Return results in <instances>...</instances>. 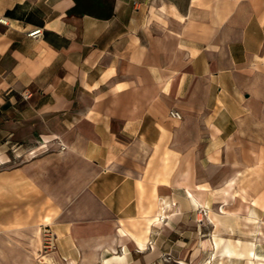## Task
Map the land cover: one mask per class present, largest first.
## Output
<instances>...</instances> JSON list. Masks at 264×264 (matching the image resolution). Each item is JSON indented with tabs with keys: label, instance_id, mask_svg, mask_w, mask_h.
<instances>
[{
	"label": "crops",
	"instance_id": "crops-1",
	"mask_svg": "<svg viewBox=\"0 0 264 264\" xmlns=\"http://www.w3.org/2000/svg\"><path fill=\"white\" fill-rule=\"evenodd\" d=\"M0 110L58 237L0 264L264 257V0H0Z\"/></svg>",
	"mask_w": 264,
	"mask_h": 264
},
{
	"label": "rangeland",
	"instance_id": "rangeland-1",
	"mask_svg": "<svg viewBox=\"0 0 264 264\" xmlns=\"http://www.w3.org/2000/svg\"><path fill=\"white\" fill-rule=\"evenodd\" d=\"M12 113L0 110V123L1 120L10 118ZM5 135V129H0V235L20 232L24 227L27 230L41 228L42 234V224H46L48 220V200L31 183L34 170L31 159L33 155L47 151V148L38 151L34 148L37 145L16 143L13 139L6 141ZM35 169L36 172L42 170V166ZM159 212L160 209L157 210ZM14 247L17 248L15 245ZM170 258L168 255L167 259ZM257 259L258 264H264V257ZM220 263L224 264V259ZM248 264H256L255 259H249Z\"/></svg>",
	"mask_w": 264,
	"mask_h": 264
},
{
	"label": "built area",
	"instance_id": "built-area-1",
	"mask_svg": "<svg viewBox=\"0 0 264 264\" xmlns=\"http://www.w3.org/2000/svg\"><path fill=\"white\" fill-rule=\"evenodd\" d=\"M1 20L4 21V19ZM42 33H43L42 28H36L30 33V35L40 36L42 35ZM29 95L30 94L28 92L24 93L25 97H29ZM171 114L172 116L177 118L181 117L180 112L176 109H173ZM42 228H43L42 229L43 249L46 252L55 251L57 249V240H58L57 233L49 224H44Z\"/></svg>",
	"mask_w": 264,
	"mask_h": 264
},
{
	"label": "bare ground",
	"instance_id": "bare-ground-1",
	"mask_svg": "<svg viewBox=\"0 0 264 264\" xmlns=\"http://www.w3.org/2000/svg\"><path fill=\"white\" fill-rule=\"evenodd\" d=\"M221 210L225 212V208H224V207H223ZM257 231H258V232H262V229L259 228ZM216 243L219 244V241H216ZM225 247H226V246H225ZM228 248H229V247H228ZM229 249H230V248H229ZM229 253H231V251H229ZM255 255H256V252H255L254 249L249 250V252H248V256H249V257H255ZM220 256H221V254H220ZM226 260H227V259H226ZM213 261H214V260H213ZM213 261H212V262H213ZM219 261L223 262V258L220 259ZM209 262L211 263V260H209ZM224 264H225V263H224Z\"/></svg>",
	"mask_w": 264,
	"mask_h": 264
}]
</instances>
